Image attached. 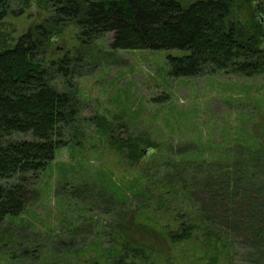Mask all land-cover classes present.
<instances>
[{"label": "trees", "instance_id": "16d2710c", "mask_svg": "<svg viewBox=\"0 0 264 264\" xmlns=\"http://www.w3.org/2000/svg\"><path fill=\"white\" fill-rule=\"evenodd\" d=\"M254 1L37 0L47 16L19 34L14 19L31 0H0V264H264V141L250 136L237 147L167 155L126 122L94 117L134 174L126 183L104 174L100 187L72 192L110 219L94 221L109 245L63 241L60 252L27 235L29 226L21 225L24 235L6 227L27 211L30 190L57 152L80 144L76 92L54 85L78 60L40 59L66 26L79 28L84 46L113 34L115 50L169 51L174 78H252L264 75V22L253 10L242 21L237 11H251Z\"/></svg>", "mask_w": 264, "mask_h": 264}, {"label": "rangeland", "instance_id": "374dc122", "mask_svg": "<svg viewBox=\"0 0 264 264\" xmlns=\"http://www.w3.org/2000/svg\"><path fill=\"white\" fill-rule=\"evenodd\" d=\"M30 3L24 15L14 19L19 34L47 16L36 6L37 0ZM262 7L264 0H255L251 11H237V16L244 21L253 10L257 18L264 17ZM112 43L113 34H107L84 46L79 28L70 24L40 57L47 66L65 56L78 60L71 63L72 74L58 77L54 85L60 91L76 92L79 116L75 131L80 132V144L72 143L57 152L30 190L27 211L6 227L17 235L27 233L39 239L45 248L52 245L63 252V241L78 249L89 242L109 245L98 236L94 221L107 224L110 219L100 216L95 206L90 210L93 203L88 197L72 192L86 183L100 187L104 174L123 183L134 174L110 148L92 122L94 117H104L110 124L126 122L129 133L159 142L167 155L199 146L206 152L209 146L237 147L248 142L249 136L264 141V75L174 78L169 74V51L115 50ZM85 202L91 203L85 206ZM23 224L29 226L25 233ZM92 248L96 247L92 245L88 251L93 253Z\"/></svg>", "mask_w": 264, "mask_h": 264}, {"label": "water", "instance_id": "95a60500", "mask_svg": "<svg viewBox=\"0 0 264 264\" xmlns=\"http://www.w3.org/2000/svg\"><path fill=\"white\" fill-rule=\"evenodd\" d=\"M260 20H261V22H263V20H264V17L262 15H260Z\"/></svg>", "mask_w": 264, "mask_h": 264}]
</instances>
